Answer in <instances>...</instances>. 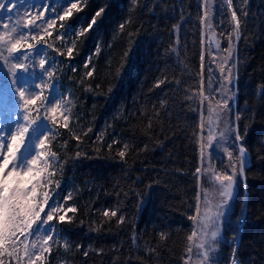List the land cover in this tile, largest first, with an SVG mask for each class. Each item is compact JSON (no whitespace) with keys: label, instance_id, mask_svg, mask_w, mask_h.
<instances>
[{"label":"trees","instance_id":"trees-1","mask_svg":"<svg viewBox=\"0 0 264 264\" xmlns=\"http://www.w3.org/2000/svg\"><path fill=\"white\" fill-rule=\"evenodd\" d=\"M30 2L42 3L43 0ZM103 2L89 0L85 11L70 21V27L79 30V23H87ZM110 2L113 6L106 11L96 30L78 45V54L73 59L69 60L66 55V49L71 45L61 46L57 31L48 37L54 49L60 48L65 53L58 57L57 68L60 90L73 102L69 107L75 116L70 117V123L78 134L88 128L93 130L85 142V148L93 158L67 163L63 176L57 177L63 181L61 196L70 189L75 190L74 201L68 203L80 206L78 213H67L73 216L74 224L60 225L61 240L67 238L73 249L76 244L82 245L85 250L91 246L90 254L84 257L82 253H66L62 246L57 245L50 257L51 264H64L65 261L70 264H183L184 250L188 247L187 235L192 230V222L187 217L194 211L189 205L194 202L196 194L192 173L199 163L195 138L200 123L199 100L187 99L193 91L200 90L198 78H189V73L200 70L198 0H183L186 7L177 48L179 56L170 51V46L176 47V38L169 34L172 25L180 19L179 10L173 12L170 9L164 13L160 7H156L149 12L141 4L131 13L133 26L127 29V32L133 33L137 29L140 31L129 43L127 32L120 35L116 29L129 15L130 0ZM176 2L164 0L165 6ZM235 2L238 8H247L249 19L244 37L239 42L241 62L234 88L238 90V96L233 108L244 109L247 101L248 108L255 110L254 122L248 119L241 122V130L245 124L251 123L245 138L251 160L247 187L242 197L247 204V221L239 225L236 256L241 264H264V159H258V155H264V97L256 95V89L264 84V0H248L247 5L243 4V0ZM54 3L59 8V3H67V0H54ZM148 6H151L150 0ZM19 17L26 20L23 15ZM223 18L217 0L216 23ZM227 29L225 24L206 34L205 64L212 61L209 33L215 35L223 51L227 41L221 33L226 34ZM66 39L71 41L77 37L69 35ZM98 41L101 42L102 51L92 56L96 72L89 78L85 75L84 64L89 54L94 53ZM129 49V65L125 66L122 80H117L116 69L124 52ZM49 54L56 55V52L49 50ZM71 67L77 71L73 73ZM164 76L172 81L178 78L180 84H164L149 91L156 79ZM113 85L115 88L109 94L108 90ZM88 87L92 90L86 91ZM56 95L57 89L53 87L52 96ZM161 100L165 101L163 108ZM193 108L196 110H191ZM245 115H250V112ZM149 117L152 118L151 129L148 128ZM48 126H51L50 122ZM59 131L61 135L50 142V145H54L52 150L61 156L74 155L76 141L70 139L73 133L62 128ZM101 131L107 133L106 142L115 138L120 143L114 146L111 153L105 143L102 154L96 156L93 148L97 145L93 141ZM65 140L69 141L67 145ZM125 142L130 145L127 163L106 158L115 155ZM160 143L163 147L157 146ZM145 144L148 145L147 150L141 151ZM222 158L227 159L223 157L221 148L212 161L216 171L222 169ZM233 206L234 211L224 230V238L229 243L222 244L216 254L219 264H228L231 256L230 238L237 230L236 221L241 213L240 197L233 202ZM117 207L121 209L118 216L126 217L120 226L117 225L118 217L107 220L102 216L105 208ZM81 220L85 223L81 224ZM97 225L103 231L89 230ZM133 231L136 233L135 244L132 242ZM160 232L167 233L163 241L159 238ZM146 248H155L156 252L148 255L144 251ZM96 249H103V254L97 255Z\"/></svg>","mask_w":264,"mask_h":264},{"label":"snow or ice","instance_id":"snow-or-ice-1","mask_svg":"<svg viewBox=\"0 0 264 264\" xmlns=\"http://www.w3.org/2000/svg\"><path fill=\"white\" fill-rule=\"evenodd\" d=\"M55 3L54 0H43L42 3H31L30 0H0V11L5 13L0 17V21H3L5 16L10 17L14 8L27 6L36 9L23 23L20 19L11 26L4 23L3 30L0 31V67L6 70L20 110L17 116L18 123L11 134L0 132V264H51L50 257L56 251L57 245L62 246L66 253H82L84 257H88L91 250V246L89 250H85L80 244H76L73 249L67 238L62 241L60 237V225L75 223L73 216L67 213H78L80 206L76 203H68L74 201L75 190L70 189L67 194L61 196L63 181L62 178L57 177L63 176L67 163L93 158L85 148L86 139L93 130L88 128L82 134H78L70 123V117L75 116L72 108L69 107L73 102L60 90L57 68L58 57L65 53L60 48L54 49L53 44L48 42V37L52 36L53 31H57L59 33L57 39L61 40V46L71 45L66 49L67 58L71 60L78 54V45L96 30L106 11L113 5L110 0H104L87 23L83 21L79 23L77 30L70 27V21L77 14L85 11L89 6V0H67V3H59V8ZM247 3L248 0H243L244 5ZM141 4H144L149 12H153L156 7H160L164 13L170 9L173 12L179 10L180 19L169 30V34L176 38V47L170 46V51L179 56L177 48L180 44V30L185 20L183 13L186 7L183 0H177L175 4L169 6H165L164 0H150L151 6H148L149 0H130L129 15L117 25V34L123 35L130 26H133L131 13ZM6 5L7 11H5ZM219 7L224 18L217 24V0H198L200 70L198 73H189V78H198L200 90L193 91L187 99L199 100V132L195 134L199 163L192 173L196 194L194 202L189 205L194 211L187 217L192 222V230L187 235L188 247L184 250L183 264H219L216 254L222 244L229 243L224 238L225 224L231 218L234 211L233 202L238 197L241 198V213L236 221L237 230L233 231L230 238L231 256L228 264H241L236 256L239 247L238 229L240 224L247 221V204L242 197L247 187V171L251 160V153L245 143L251 123L245 124L241 130V122L245 119L254 122L255 110L248 108L247 101L244 109H235L233 102L238 96V90L234 88L238 81L241 62L238 54L239 42L248 26L249 12L246 7L238 8L235 0H219ZM225 24L228 29L226 34L222 32L221 36L227 41V47L223 49L226 55L219 58L221 61L219 63L213 59L205 64L206 34ZM139 31L140 29L135 33L127 32L129 43ZM69 35H74L77 39L69 41L66 39ZM216 47L220 48L219 42ZM49 50L56 52V55L49 54ZM101 51V42L98 41L94 53H90L85 60L86 77L91 78L95 75L96 67L92 62V56L98 55ZM129 55L130 49L124 52L121 63L116 69L117 80L123 78L125 66L129 65ZM213 64H216L219 70L218 76L212 67ZM29 69H38L42 72L40 82H35L30 91L26 90L27 86H17L18 74L27 73ZM71 71L75 73L77 69L71 67ZM173 82L180 84L178 78L175 81L169 80L167 76L157 78L149 91ZM80 83L83 84L84 81L81 80ZM53 87L57 89L55 97L52 96ZM114 88L115 85L109 88V94ZM85 90L92 89L88 87ZM256 95L264 97V84L256 89ZM3 102L0 98V104ZM164 104L165 101L161 100V108ZM249 112L250 115L246 116L245 113ZM10 116L12 118L13 114L10 113ZM156 116L159 118V111L156 112ZM76 119L78 120L79 117ZM41 120L47 124V128L35 143L34 154L22 160L20 153L24 150L27 134ZM49 122L51 126H48ZM152 127V118L149 117L148 128ZM61 128L73 133L70 139L76 141L74 155L61 156L57 151L52 150L54 145H50V142L61 135L59 131ZM205 132H207L206 136ZM106 135V132L101 131L93 141V144L97 145L93 148L96 156L102 154L105 143L109 153L120 143L115 138L106 142ZM68 143L69 141L65 140V145ZM157 146L163 147V144ZM129 148L130 145L125 142L115 155L106 158L127 163ZM147 148L148 145L145 144L141 151ZM221 148L223 157L227 159L222 158V169L216 171L212 161ZM258 159H264V155H258ZM205 184L210 186L206 187ZM120 211L119 207L105 208L102 216L107 220L118 217L117 225L120 226L126 220L125 216H118ZM80 223L84 224L85 221L81 220ZM89 230L103 231L99 225ZM166 235L167 233L160 232V240L163 241ZM132 242L136 243L135 231ZM94 251L97 255H102L104 250ZM144 251L151 255L156 249L146 248ZM64 264L70 262L65 261Z\"/></svg>","mask_w":264,"mask_h":264},{"label":"rangeland","instance_id":"rangeland-1","mask_svg":"<svg viewBox=\"0 0 264 264\" xmlns=\"http://www.w3.org/2000/svg\"><path fill=\"white\" fill-rule=\"evenodd\" d=\"M5 11H7V5L5 8ZM36 9L34 8H28L24 10L23 8H14L12 10L11 16H5L3 21H0V31L3 30L2 25L4 23H8L10 26L15 24V21L17 19H20L19 15H23L24 18L28 19L31 17V13L35 12ZM18 13V15H17ZM4 12L0 11V17L4 16ZM21 20V19H20ZM24 20H21V23H23ZM209 43L212 47V60L215 59L217 63L221 62L220 57L223 55H226L225 52L221 51L220 48L217 49V40L215 38V35L213 33H209L208 35ZM213 68L216 72V75H219V70L216 67V64H213ZM42 75V72L38 69H29L27 73H19L17 76V86L18 87H26V90H32L34 83H39L38 77L40 79ZM0 78L2 79L0 81V98L3 99V103L0 104V132H4L6 135L11 134V132L14 130L16 123H18V113H19V107H18V100L15 98L14 90L11 89L9 78L7 77L6 70L0 67ZM38 90V89H37ZM55 97V96H53ZM12 98V100L8 99ZM9 100L11 102H9ZM235 102V101H234ZM233 102V107H234ZM10 113L13 114V117L11 118ZM43 114V113H42ZM214 119V117H213ZM47 128V124L41 120L40 122L36 123L28 132L26 137V143L24 146V150L20 153V158L23 160L25 157H30L32 154H34L35 151V143L37 142L38 138L45 132Z\"/></svg>","mask_w":264,"mask_h":264}]
</instances>
